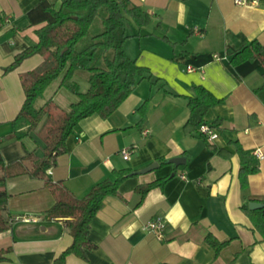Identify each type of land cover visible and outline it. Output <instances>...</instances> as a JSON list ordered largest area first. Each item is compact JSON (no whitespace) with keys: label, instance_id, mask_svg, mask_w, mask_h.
<instances>
[{"label":"crops","instance_id":"obj_1","mask_svg":"<svg viewBox=\"0 0 264 264\" xmlns=\"http://www.w3.org/2000/svg\"><path fill=\"white\" fill-rule=\"evenodd\" d=\"M40 1L0 0V152L6 164L21 162L25 169L7 179L10 196L4 216L9 229L0 233V249L11 250L0 264H54L72 243L67 219L46 215L55 197L45 180L29 172L45 159L43 122L27 138L10 137L11 122L25 98L21 75L39 67L44 58L34 55L16 69L4 70L16 54L37 43L36 31L44 24L31 25L27 13ZM121 1L151 15L148 25L138 28L133 22L126 29L130 37L124 49L152 77L142 80L109 117L83 119L68 137L67 151L44 173L78 198L97 182L113 179L116 170L130 169L132 175L122 183L119 196L105 199L92 221L88 238L96 248L86 258L72 254L66 264H264V241L242 208L264 203V100L256 93L264 69L259 60L231 63L233 52L246 42L258 39L264 44V0L247 5L236 0ZM80 71L72 81L78 83ZM61 80L50 84L43 99L69 111L79 96L60 86ZM84 84L82 93L89 89L88 76ZM194 85L222 99L206 115V123L219 130L214 141L184 130ZM146 101L140 123L138 109ZM228 141L238 142L259 167L245 188L240 155ZM210 144L227 148L230 156L219 155ZM124 149L131 152L128 159L121 153ZM257 149L262 158L254 155ZM175 157H185L186 164L176 169L169 163ZM154 163V169L137 173ZM167 176L163 187L144 197L137 191ZM159 216L165 220L162 238L146 228ZM209 234L231 242L216 253L206 242Z\"/></svg>","mask_w":264,"mask_h":264},{"label":"trees","instance_id":"obj_2","mask_svg":"<svg viewBox=\"0 0 264 264\" xmlns=\"http://www.w3.org/2000/svg\"><path fill=\"white\" fill-rule=\"evenodd\" d=\"M102 17L103 31L93 37L91 45L83 50L77 46L89 33L94 21ZM129 16L138 28L150 23L151 15L140 6L129 5L121 0H41L28 13L31 25L44 24L36 33L37 43L28 46L15 55L13 62L5 68V72L16 69L24 60L41 55L43 63L36 69L21 75L24 88L23 105L12 120L13 130L10 137L19 140L27 138L42 122L45 127L44 161L30 170L32 177L45 180V185L55 197L54 205L46 211L51 219H67L66 225L72 237V243L55 259L54 264H66L72 254L86 258L88 250L96 248L90 240L89 231L92 221L104 201L109 196H119L122 183L132 172L130 169L116 170L114 178L97 182L82 198L76 197L67 187L59 182H52L44 173L46 167L55 165L57 158L67 151V139L74 133L76 126L85 118L100 116L107 118L132 94L137 85L144 79H151L152 72L148 67L140 65L136 59L127 55L124 49L125 41L130 37L124 25V18ZM165 40L167 38L163 37ZM168 41V40H167ZM175 45V43H172ZM113 55H106L108 51ZM102 55L105 67L95 65ZM259 60L264 69V44L257 40L246 42L239 50L233 52L231 63L240 64L245 61ZM89 73V89L80 92L78 84L72 81L76 70ZM62 76L60 86L66 87L79 96L72 103L69 111L60 109L52 99L47 100L41 107H36V101L44 95L50 84ZM264 77V75H263ZM194 95L188 98L189 118L184 125L187 133H198L200 124L206 122L208 111L218 105L222 99L216 97L203 85L193 86ZM260 99L264 100V78L261 87L256 89ZM147 101L138 109L145 120ZM221 120L216 119L219 124ZM200 135V134H199ZM201 136V135H200ZM202 137V136H201ZM239 153L241 158L240 180L246 187L249 176L259 171L258 166L251 164V155L236 141H228ZM213 151L228 157L231 151L224 147L210 144ZM163 160V159H162ZM168 161L163 160L162 164ZM21 162L6 164L0 152V233L9 229L4 216L7 209L9 193L7 179L13 175L25 172ZM178 167H176L177 169ZM170 176L137 187L144 197L154 187H163ZM250 217L254 231L258 232L264 241V203L262 207L251 209L248 204L242 206ZM206 242L219 253L228 246L231 240L219 241L213 235L206 237ZM11 248L0 249V261L7 258Z\"/></svg>","mask_w":264,"mask_h":264},{"label":"built area","instance_id":"obj_3","mask_svg":"<svg viewBox=\"0 0 264 264\" xmlns=\"http://www.w3.org/2000/svg\"><path fill=\"white\" fill-rule=\"evenodd\" d=\"M259 1L260 0H236V3L240 4V5H244V4L247 5V4H257ZM189 68H190V70L193 69L192 67H189ZM198 132L202 137L206 138L209 141H214L220 137L218 127L214 124H209L206 122L200 124V126L198 127ZM121 153H123L122 155L125 159H128L131 155V152L129 149H124L121 151ZM254 155L258 158L263 157L260 149L255 150ZM48 172L50 173V170ZM181 177L186 178L184 174H182ZM24 220L25 221H31L32 219L30 217H25ZM164 227H165V220L161 216L154 219V221L152 220L146 226V228L149 231L156 234L159 238L163 237L162 233H163Z\"/></svg>","mask_w":264,"mask_h":264},{"label":"rangeland","instance_id":"obj_4","mask_svg":"<svg viewBox=\"0 0 264 264\" xmlns=\"http://www.w3.org/2000/svg\"><path fill=\"white\" fill-rule=\"evenodd\" d=\"M106 10L103 9L101 11V17H98L94 23L92 24L89 33L88 35L82 40L80 41V43L78 44L77 46V49L80 51V50H83L84 48H86L88 45H91L92 44V41H93V37L99 33H101L103 31V25H102V17H104L106 15ZM133 23V20L131 21V18L129 16L126 15V17L124 18V24H125V27L127 29V31L129 32L130 29H131V24ZM133 25V24H132ZM106 55H108L109 57H111L113 55V51H108L106 53ZM95 65L97 66H100V67H105V63L102 59V55L95 61ZM88 76L89 78V73L87 71H80L79 72V75H78V83L80 86L79 89L81 90L83 87H85V84H84V79L85 77ZM60 78V77H59ZM77 83V84H78ZM45 103L44 99H43V96L40 97L37 101H36V107L39 108L41 107L43 104ZM45 129V127H44Z\"/></svg>","mask_w":264,"mask_h":264},{"label":"water","instance_id":"obj_5","mask_svg":"<svg viewBox=\"0 0 264 264\" xmlns=\"http://www.w3.org/2000/svg\"><path fill=\"white\" fill-rule=\"evenodd\" d=\"M169 163L174 164L175 166L179 167V165L181 166V165L186 164V158L185 157H175V158L170 159ZM157 166H158V163H154V164L150 165L149 167L138 171L137 173H145L147 171L154 169ZM262 204L263 203H260V202H251L249 206L251 209H257V208L262 207Z\"/></svg>","mask_w":264,"mask_h":264}]
</instances>
